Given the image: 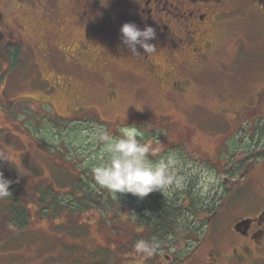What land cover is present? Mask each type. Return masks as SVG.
<instances>
[{
    "label": "rangeland",
    "instance_id": "rangeland-1",
    "mask_svg": "<svg viewBox=\"0 0 264 264\" xmlns=\"http://www.w3.org/2000/svg\"><path fill=\"white\" fill-rule=\"evenodd\" d=\"M56 4L54 0H0V150L8 151V158L22 173L8 161H0V172L5 178L7 175L12 178L17 172L19 182L30 194L16 192L22 205L15 207L8 208L6 202H0V264H118L116 257L124 259L121 254L124 251L119 248L124 234L112 231L111 225L120 227L122 223L127 229L128 224H133L126 219L119 220L126 213V206L113 207L117 218L111 215L113 219L106 221L107 215L103 214L107 213L96 210L77 215L58 209L57 216L56 210L43 202L42 210L37 199L39 193L36 199L30 200L35 193L33 187L41 179L38 174H42L46 182L53 179L56 156L67 162L85 156L83 152L89 149L90 142L92 147L97 143L91 136L94 127L103 124L112 133L123 121V126L135 123L153 149H159L154 159L174 151V133L179 134L177 140L185 136V141L192 140L194 145H208L226 160L235 156L244 160L243 152L251 142H242L237 137L235 142L226 143L219 138L210 140L202 136L200 125L209 133L220 132L219 117L214 114L219 101L213 93L205 94L204 90L199 92L191 88L186 98L180 100L163 92L162 86L152 78L127 66H106L89 53L75 58L78 53L74 50L75 43L86 38L80 29L72 26L71 9L68 11L66 6L56 10ZM236 32L221 42L216 56L225 64L237 56L240 68L233 70L232 67L223 78L210 76L208 81H214L219 88L233 74L238 87L227 81L226 85L243 99L254 94L263 82L264 45L254 39L245 41V31ZM57 35L73 45L70 52L60 54L53 50ZM220 72L217 62L212 73ZM111 83L120 89L114 102L108 100ZM59 85H63L62 88ZM131 87L137 88L132 91ZM197 104L205 109H197ZM91 113L90 118L84 119V115ZM77 120H81L80 123L74 124ZM169 121L176 128L172 136L168 135L170 128H164L162 133L157 131V126ZM75 129L79 133L82 130L79 136ZM245 129L247 133L244 134L248 135L251 129ZM256 144L250 158L258 162L263 159L264 140ZM187 146L184 144L180 149L187 150ZM201 146L195 150H202ZM218 181H221L219 177ZM126 194L121 193L124 198ZM25 210L29 220L22 217L20 221L24 226L20 222L13 225L12 216L18 219L17 216H21L18 213ZM66 226L81 227L82 236L69 233ZM170 243L161 249V257L168 255L177 262L188 254L191 246L184 240L171 239ZM110 248L113 254L105 252ZM131 253L130 257H138L135 251ZM143 257L133 261L134 264H140Z\"/></svg>",
    "mask_w": 264,
    "mask_h": 264
},
{
    "label": "flooded vegetation",
    "instance_id": "flooded-vegetation-1",
    "mask_svg": "<svg viewBox=\"0 0 264 264\" xmlns=\"http://www.w3.org/2000/svg\"><path fill=\"white\" fill-rule=\"evenodd\" d=\"M54 1L57 2L56 10L66 6L68 11L71 9L74 19L72 26L80 29L86 38L75 43L74 50L78 52L75 58L89 53L106 66H127L142 76L152 78L162 86L163 92L165 90L166 94L180 100L186 98L191 88L198 89L199 92L204 90L205 94L213 93L219 101L214 114L219 117L217 120L220 132L209 133L200 125L202 136L210 140L219 138L226 143L235 142L238 137L242 142L253 144L243 152L244 160L239 156L226 160L208 145H194L192 140L185 141V136H180L177 140L179 134L174 133L176 136L172 140L176 143L172 148L180 157L178 174L184 176L185 181L182 190L170 195L154 191L144 198L130 193L125 198L121 193L115 196L98 185L89 174V183L93 185L90 191L85 194V189H88L85 184L76 187L83 191L88 202L98 207L91 210L106 212L103 215H107L105 220L109 221L113 219L111 215L117 218L113 207L126 206V213L119 220L126 219L133 223L128 224L127 229L122 223L120 227L111 225L112 231L124 234L121 235L123 243L119 244V248L124 251L120 252L124 259L119 260L123 264H134L133 261L143 257V254L131 249H135L139 240H144L155 245L156 252L151 257H143L140 264H264V155L258 162L250 158L256 143L264 140V131L261 132L264 130V79L254 94L243 99L238 92L232 91L231 87L230 91L226 85L227 81L238 87L239 83L233 74L219 88L214 81H208L210 76L214 79L223 78L232 67L233 70L240 68L241 62L237 56L227 64L217 58L218 46L225 38L237 34L236 31H245V41L254 39L264 45V0ZM59 4L64 5L58 6ZM126 22H134L141 30L146 25L152 26L156 31V39L150 43L155 44L157 50L147 56H131L121 44L120 28ZM71 45L57 35L52 47L55 52L64 54V51L70 52ZM138 51L143 55V49L138 48ZM217 62L221 66V72L212 73ZM111 85L108 100L114 102L120 89L114 83ZM62 86L59 85V88ZM131 88L134 91L137 87ZM202 106L197 104V109H205ZM91 116L92 113L83 117L86 119ZM77 121L74 124L81 120ZM123 124L124 121L116 125L112 133L106 125H98L108 133L118 135V128ZM245 127L251 129L248 135L244 134L247 133ZM156 128L160 133L164 132V128H170L169 136L176 129L175 124L170 121ZM184 144L189 149H180ZM39 146L45 149L42 142H39ZM200 146L202 150H195V147ZM205 170L215 173V183H202L201 173ZM74 172L78 174L77 170ZM218 177L221 181H218ZM41 179L44 182L41 184L43 192L49 182L43 177ZM70 181L75 186L73 178L69 179V183ZM36 188L33 187L34 191ZM36 194L37 192L31 194L30 200L36 199ZM68 196L72 197L70 202L75 201L74 192L70 191ZM37 197L41 209L43 204H50L48 194L41 193ZM63 197L67 201V194ZM88 212L67 213L82 215ZM55 214L59 216L58 213ZM66 229L74 236H82L84 231L79 226H66ZM171 239L184 240L191 245L188 254L178 262L168 255L161 257V249L171 244ZM131 251H135L138 257H130ZM105 252L114 253L111 248L105 249ZM116 260L121 264L118 257Z\"/></svg>",
    "mask_w": 264,
    "mask_h": 264
},
{
    "label": "clouds",
    "instance_id": "clouds-1",
    "mask_svg": "<svg viewBox=\"0 0 264 264\" xmlns=\"http://www.w3.org/2000/svg\"><path fill=\"white\" fill-rule=\"evenodd\" d=\"M120 33L121 44L133 57L147 56L157 50L156 45L150 43L156 39V31L152 26L146 25L141 30L134 22H126L121 26ZM138 48L143 49V55ZM118 133L112 135L102 126L94 127L91 132L92 138L101 145L99 156L94 157L95 162L91 163V172L98 185L115 196L117 193H130L139 198L154 191L170 195L183 189L185 177L178 174L180 157L175 151L165 152L159 159H154L159 149H153L152 144L145 140L144 132L135 123L120 126ZM8 156L7 150H0V161L15 165ZM201 178L204 185L216 181L215 173L207 170L201 173ZM11 183L0 172V199L11 195ZM135 250L138 254L151 257L156 252V246L139 240Z\"/></svg>",
    "mask_w": 264,
    "mask_h": 264
},
{
    "label": "trees",
    "instance_id": "trees-1",
    "mask_svg": "<svg viewBox=\"0 0 264 264\" xmlns=\"http://www.w3.org/2000/svg\"><path fill=\"white\" fill-rule=\"evenodd\" d=\"M80 130V129H79ZM82 130L80 131V133ZM77 133V136L80 135L78 129H75V134ZM53 137V135H51ZM54 138V137H53ZM61 138V137H60ZM59 138V139H60ZM50 142V141H49ZM49 145V143H47ZM46 145V146H48ZM92 142L89 144V149L84 151L83 154L85 156H81L80 158L74 159L72 162H67L62 160V158H58L57 156L55 157L54 161V166H53V173L54 177L51 182H49L46 186V190L43 192H38L41 189V184L44 183L42 179H39L38 182H36V189L35 192L42 195H49V200H50V206L53 207L56 210V213H60L58 209L62 211H67V212H76V213H84L88 212L91 209H98L97 206H94L87 200V196L83 195V191L76 187L79 184H85L88 185V189H85V194L86 192L90 191V183L91 178L89 177V174H91V163H94L95 160L93 159L94 157L99 156L100 154V148L101 145L97 142L94 147L91 146ZM95 148V149H94ZM64 151V150H63ZM88 162V163H86ZM78 171V174H76L74 171ZM17 172L14 174L13 177L11 178L9 175L6 177L9 178L10 181H14V183L10 184V193L11 195L9 197L0 199V202H6L8 205L7 207H15L16 205L20 204L18 196L16 195L17 193H24V195H27V192L23 189L22 184L19 182V178L16 176ZM38 174V173H37ZM35 174V175H37ZM42 174H38L37 177H41ZM5 177V176H4ZM73 178V182H75V186L72 184V181L69 183V179ZM72 191L76 195L75 201H71L72 197L68 196V193ZM67 194V201L70 202L68 204H65L67 201L64 199L63 195ZM23 195V194H22ZM41 196V195H40ZM42 197V196H41ZM52 197V198H51ZM44 198V197H43ZM93 198V197H92ZM44 200V199H43ZM43 202V201H41ZM22 205V204H20ZM6 207L5 211H8V208ZM24 207V205H23ZM42 207V206H41ZM26 212V210H25ZM19 212L17 216L18 219L14 218L12 216L11 223L14 225H17V222H20L21 226H24L22 224V220L20 221V218L28 217L26 218L29 220V215L28 212ZM25 220V219H24Z\"/></svg>",
    "mask_w": 264,
    "mask_h": 264
}]
</instances>
